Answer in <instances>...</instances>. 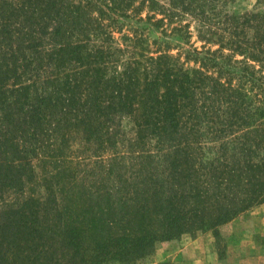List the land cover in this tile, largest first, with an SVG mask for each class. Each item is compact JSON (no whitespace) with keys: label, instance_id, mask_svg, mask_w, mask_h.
Here are the masks:
<instances>
[{"label":"trees","instance_id":"obj_1","mask_svg":"<svg viewBox=\"0 0 264 264\" xmlns=\"http://www.w3.org/2000/svg\"><path fill=\"white\" fill-rule=\"evenodd\" d=\"M145 9L156 28L197 19L200 40L218 48L189 50L199 67L184 68L159 49L147 55L137 33L123 61L112 30ZM189 28L175 30L190 39ZM125 117L135 163L101 165L117 188L97 187L93 170L88 188L61 182L68 135L103 153ZM263 203L264 11L231 14L223 0H0V264H134L161 241L219 238Z\"/></svg>","mask_w":264,"mask_h":264},{"label":"rangeland","instance_id":"obj_2","mask_svg":"<svg viewBox=\"0 0 264 264\" xmlns=\"http://www.w3.org/2000/svg\"><path fill=\"white\" fill-rule=\"evenodd\" d=\"M159 1L162 4L168 2V0ZM139 4L137 2L135 7ZM223 4L231 14L264 11V0H223ZM96 15L93 16L96 17ZM148 15H151V13L148 9H145L140 16H132L129 19L121 20L125 24L120 30H112L113 46L125 51L121 54L123 61L129 60L132 56L131 40L135 38L137 33L142 35L145 40L144 45L147 55H154L156 49H159L161 52H167L184 68L199 67V64H196L193 60H187L189 50L196 49L203 52L209 48L212 50L218 48L215 45H206L205 42L200 40L199 22L189 15H180L173 20L167 19L162 28L154 27V21L150 22L147 19ZM140 17L143 19L139 20ZM156 17L157 19L162 18L161 15ZM186 25L190 26L189 31L192 35L190 39H183L181 33L175 30ZM238 59H241V57H238ZM252 64L256 65L257 69L260 68V65ZM112 133L114 136L112 142L115 148L103 153L97 151L96 154V146L86 144L75 134L68 135L67 142L64 144L63 157L60 159L62 169L66 170L67 173L64 172L61 182L64 181L69 186L77 180L88 188L92 179L88 173L93 170L94 184L101 187L102 180L105 179V183L108 182L101 165H108L117 155H125L127 158L121 164L125 167H131L135 163L133 159L135 154H133L131 148V143L136 137L133 121L127 117L117 118ZM153 144L154 142H152L151 149H153ZM152 152H155V150H152ZM52 165L51 162L46 165L47 170L50 172H53ZM70 169L72 173L75 171L76 179L69 172ZM36 171L43 174L41 167H36ZM66 174L70 175L66 178ZM39 181L40 184L35 185V195L45 200L47 190L45 186H42L41 179H38L37 183ZM108 184L114 187L113 191L118 185L114 179ZM59 191L57 190L54 196V206L49 215L53 221L55 213L61 211V204L64 203L63 195ZM12 199L14 198L11 197L8 200L11 201ZM218 234L219 238L215 236V232L212 230L199 231L193 235L184 234L180 238L171 241L158 242L151 254L134 264H264V203L253 207L230 223L219 227ZM188 245H192L193 250L190 258H185L183 250ZM106 264L120 263L111 261Z\"/></svg>","mask_w":264,"mask_h":264},{"label":"crops","instance_id":"obj_3","mask_svg":"<svg viewBox=\"0 0 264 264\" xmlns=\"http://www.w3.org/2000/svg\"><path fill=\"white\" fill-rule=\"evenodd\" d=\"M192 250V245H188L185 247V249L183 250V255L185 256V258H190Z\"/></svg>","mask_w":264,"mask_h":264}]
</instances>
